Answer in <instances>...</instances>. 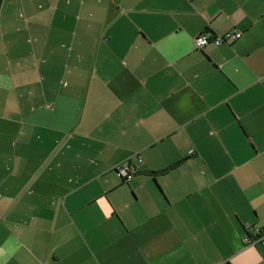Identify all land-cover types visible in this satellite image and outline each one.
I'll return each mask as SVG.
<instances>
[{"label":"crops","instance_id":"1","mask_svg":"<svg viewBox=\"0 0 264 264\" xmlns=\"http://www.w3.org/2000/svg\"><path fill=\"white\" fill-rule=\"evenodd\" d=\"M257 228L264 0H0V264H264Z\"/></svg>","mask_w":264,"mask_h":264},{"label":"built area","instance_id":"2","mask_svg":"<svg viewBox=\"0 0 264 264\" xmlns=\"http://www.w3.org/2000/svg\"><path fill=\"white\" fill-rule=\"evenodd\" d=\"M242 36L241 31H229L223 35H213L210 31L201 33L196 38V44L198 48H204L210 44L221 45L223 43H229L230 40L238 39ZM135 171V165L132 162L122 163L116 167L117 175L124 180H130L133 177ZM258 237L255 239L246 238V242H257L264 240V232L262 229H257Z\"/></svg>","mask_w":264,"mask_h":264},{"label":"rangeland","instance_id":"3","mask_svg":"<svg viewBox=\"0 0 264 264\" xmlns=\"http://www.w3.org/2000/svg\"><path fill=\"white\" fill-rule=\"evenodd\" d=\"M109 65V64H108ZM99 67H100V65H99ZM100 69V68H99ZM107 71H109L110 69H109V67L106 69ZM75 85H77L78 86V84H75ZM136 169V168H135ZM135 172V171H134ZM121 179H123V178H121ZM128 181V180H127Z\"/></svg>","mask_w":264,"mask_h":264},{"label":"trees","instance_id":"4","mask_svg":"<svg viewBox=\"0 0 264 264\" xmlns=\"http://www.w3.org/2000/svg\"><path fill=\"white\" fill-rule=\"evenodd\" d=\"M246 228H247V230H251L252 227H246ZM257 229H261V228H257ZM257 229H256V230H257Z\"/></svg>","mask_w":264,"mask_h":264}]
</instances>
